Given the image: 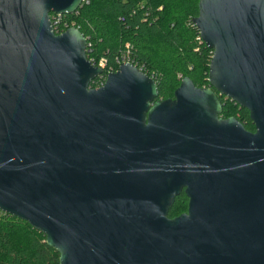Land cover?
I'll list each match as a JSON object with an SVG mask.
<instances>
[{
  "label": "water",
  "instance_id": "obj_1",
  "mask_svg": "<svg viewBox=\"0 0 264 264\" xmlns=\"http://www.w3.org/2000/svg\"><path fill=\"white\" fill-rule=\"evenodd\" d=\"M82 2L0 0V210L60 264H264V0H200L209 86L164 100L131 62L90 87L86 35L51 21Z\"/></svg>",
  "mask_w": 264,
  "mask_h": 264
},
{
  "label": "trees",
  "instance_id": "obj_2",
  "mask_svg": "<svg viewBox=\"0 0 264 264\" xmlns=\"http://www.w3.org/2000/svg\"><path fill=\"white\" fill-rule=\"evenodd\" d=\"M199 1L89 0L75 19L92 43L88 59L98 62L106 58L109 65H114L117 56L129 51L132 62L155 77L158 99L164 100L174 97L186 76L198 87L209 86L213 50L202 41L193 23L199 14ZM98 81L92 85L98 86ZM220 99L224 103L223 118L235 117L247 130H256L248 109L224 96ZM188 203L182 192L169 216L187 212ZM59 259V252L47 244L41 231L0 210V264H60Z\"/></svg>",
  "mask_w": 264,
  "mask_h": 264
},
{
  "label": "built area",
  "instance_id": "obj_3",
  "mask_svg": "<svg viewBox=\"0 0 264 264\" xmlns=\"http://www.w3.org/2000/svg\"><path fill=\"white\" fill-rule=\"evenodd\" d=\"M85 3H89V0H83L81 7L85 4ZM80 7V8H81ZM79 9H77L73 14L69 15V16H73L71 18H68L66 14H58V13H53L51 15V21H52V25L55 29L56 32L59 33H63L65 30H67L70 27H77L80 29V27L77 24V20L75 19V16H77L79 14ZM91 46L92 43L90 42V38L87 37V53L91 52ZM95 66L100 67L103 70V74L100 75L98 78H96L94 81H96L97 79L99 80L97 83L98 86H96L97 88L101 87L104 85L107 76L109 73L111 72H115L118 71L120 66L123 63H127V62H131L133 64H135L134 62H132L131 60V55L130 52L127 51L125 54L121 55V56H117L115 59V64L114 65H109L108 61L106 58H101L98 62L96 60H94V58L89 59ZM140 68V67H139ZM142 71H144L142 68H140ZM150 76V75H149ZM155 79L154 76H151ZM156 80V79H155ZM92 86V83L91 85ZM93 87V86H92Z\"/></svg>",
  "mask_w": 264,
  "mask_h": 264
},
{
  "label": "rangeland",
  "instance_id": "obj_4",
  "mask_svg": "<svg viewBox=\"0 0 264 264\" xmlns=\"http://www.w3.org/2000/svg\"><path fill=\"white\" fill-rule=\"evenodd\" d=\"M94 88H97L96 86L92 85ZM92 86H90L91 88H93Z\"/></svg>",
  "mask_w": 264,
  "mask_h": 264
}]
</instances>
